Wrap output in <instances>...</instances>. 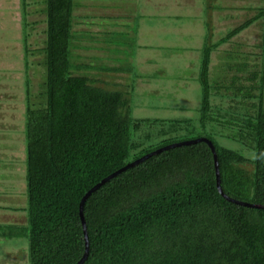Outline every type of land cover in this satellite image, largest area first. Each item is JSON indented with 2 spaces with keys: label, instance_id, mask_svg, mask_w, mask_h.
I'll list each match as a JSON object with an SVG mask.
<instances>
[{
  "label": "trees",
  "instance_id": "1",
  "mask_svg": "<svg viewBox=\"0 0 264 264\" xmlns=\"http://www.w3.org/2000/svg\"><path fill=\"white\" fill-rule=\"evenodd\" d=\"M72 4L44 0L41 99L29 100L24 84L28 264L75 261L83 250L78 215L83 192L125 162L169 142L206 137L221 191L264 203V0L214 39L204 20L195 120L133 115L130 89L101 86L74 73L70 38L90 35L76 29L72 34ZM252 21L259 28V67L225 61L223 67L232 64L246 81L235 72L209 80L210 51ZM214 135L237 146L219 143ZM80 211L86 252L78 264H264V207L233 202L217 191L211 152L201 139L124 166L84 196Z\"/></svg>",
  "mask_w": 264,
  "mask_h": 264
},
{
  "label": "rangeland",
  "instance_id": "2",
  "mask_svg": "<svg viewBox=\"0 0 264 264\" xmlns=\"http://www.w3.org/2000/svg\"><path fill=\"white\" fill-rule=\"evenodd\" d=\"M117 1L84 0L86 3L76 8L72 4V34L82 27L93 32L94 38H70L69 59L75 64L71 70L87 74L101 86L130 89L133 115H188L195 120L204 20L214 39L249 15L261 0H122L123 10ZM43 8L44 0H0V203L5 204L0 206V264H28L22 103L24 84L29 100L41 99ZM113 11L132 13L122 27L104 30L106 16L117 17ZM83 12L89 15L83 16ZM258 38V23L252 21L218 43L210 51L208 79L241 74L232 64L223 67L225 61L244 60L247 66L258 68ZM262 69L264 90V59ZM214 139L237 146L223 135H214ZM240 150L246 152V148ZM16 225L22 227L20 232L15 231Z\"/></svg>",
  "mask_w": 264,
  "mask_h": 264
},
{
  "label": "water",
  "instance_id": "3",
  "mask_svg": "<svg viewBox=\"0 0 264 264\" xmlns=\"http://www.w3.org/2000/svg\"><path fill=\"white\" fill-rule=\"evenodd\" d=\"M197 139L203 140L207 144V146L209 147V150L211 152L212 165H213V171H214V183H215V187H216L217 191L221 195H223L225 198H227V199H229V200H231L233 202L242 203V204H248V205H252V206L264 207V203L246 202V201H243V200L235 199V198H232V197L227 196L226 194H224L221 191V188H220L219 183H218V175H217V166H216L215 153H214L212 144L209 141V139H207L204 136H196V137H192V138L181 139V140H178V141L169 142V143H166V144H164L162 146H159V147H156L154 149H151V150H149V151L141 154L140 156H138V157H136L134 159H131V160L125 162L121 166L117 167L116 169H114V170L110 171L109 173L105 174L104 176H102L98 181L94 182L89 188H87L83 192V194L80 196V199L78 201V215H79V221H80L82 238H83V250H82L81 254L79 255V257L75 261H73L72 263H70V264H78L83 259V257L85 256V252H86V235H85V228H84L83 219H82V216H81L80 207H81L82 199L84 198V196L91 189H93L94 187H96L101 181H103L104 179H106L107 177H109L110 175H112L113 173H115L116 171H118L119 169H121L124 166H127V165H129V164H131V163H133V162L141 159L142 157H145L146 155H148V154H150L152 152H155V151H157V150H159L161 148L167 147V146H171V145H175V144H179V143H184V142H190V141H194V140H197Z\"/></svg>",
  "mask_w": 264,
  "mask_h": 264
},
{
  "label": "crops",
  "instance_id": "4",
  "mask_svg": "<svg viewBox=\"0 0 264 264\" xmlns=\"http://www.w3.org/2000/svg\"><path fill=\"white\" fill-rule=\"evenodd\" d=\"M116 1V0H115ZM143 2H145L146 0H142ZM118 3H116V4H118L119 6H120V10H123V8H126V6H123L121 3L123 2L122 0H118L117 1ZM86 2H84V0H73V5H74V8H76L77 6H79L80 4L81 5H84ZM90 5H91V3H89ZM141 5H143V4H141ZM76 6V7H75ZM115 7V6H114ZM119 10V11H120ZM119 11H117V12H114V13H116V15H117V17L115 16V14H112V16H106V18L108 19V20H106L107 21V23H106V25H105V27H104V30H105V28L107 29V28H111V27H122L123 26V24L128 20V16H130L131 15V13H130V15H129V13L128 14H122V12H119ZM133 11V10H132ZM125 13H127V12H125ZM76 15H77V13H76ZM82 15L83 16H88L89 14L87 13V12H83L82 13ZM98 16H101L100 14H97ZM122 16H123V18H122ZM126 17V18H125ZM115 18H118V21H115ZM112 19V20H111ZM136 26L137 25H135V27H134V34H135V32H136ZM87 28H79V29H76V30H81V31H84V32H86L87 34H89L90 36L91 35H94L93 34V32H91V31H87L86 30ZM103 29V28H102ZM91 30V29H90ZM99 31H101V30H98V32ZM136 36V35H135ZM92 45V44H91ZM6 190H8V189H6ZM3 205H5V204H2V203H0V206H3Z\"/></svg>",
  "mask_w": 264,
  "mask_h": 264
}]
</instances>
